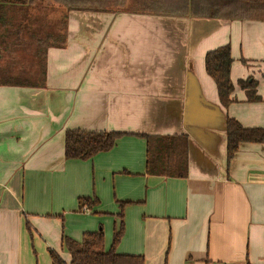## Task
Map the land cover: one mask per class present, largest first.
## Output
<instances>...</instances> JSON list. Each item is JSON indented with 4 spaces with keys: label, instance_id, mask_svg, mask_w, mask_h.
Returning a JSON list of instances; mask_svg holds the SVG:
<instances>
[{
    "label": "crops",
    "instance_id": "obj_1",
    "mask_svg": "<svg viewBox=\"0 0 264 264\" xmlns=\"http://www.w3.org/2000/svg\"><path fill=\"white\" fill-rule=\"evenodd\" d=\"M60 14L57 31L47 22L34 30L32 9L0 13L2 50L36 49L22 37L30 28L64 34L60 46L39 47L42 78L32 80L41 85L0 84V264H54L50 251L69 264L64 238L99 229L107 251L120 221L116 252L145 264H264V141L226 159L228 118L264 130V22ZM227 44L234 91L223 107L204 57ZM248 78L258 101L238 85ZM66 130L123 135L90 160H68ZM143 135H184L187 175L147 174ZM82 197L98 204L81 209Z\"/></svg>",
    "mask_w": 264,
    "mask_h": 264
},
{
    "label": "trees",
    "instance_id": "obj_2",
    "mask_svg": "<svg viewBox=\"0 0 264 264\" xmlns=\"http://www.w3.org/2000/svg\"><path fill=\"white\" fill-rule=\"evenodd\" d=\"M40 0H0V13L5 14L12 6L20 10L33 8ZM68 10L93 12H130L164 16H192L230 21H264V0H133L131 8L123 9L127 0H48ZM11 6V7H10ZM52 42L60 46L64 42V34L47 33L38 43ZM7 51V49H5ZM42 62L46 49L39 48ZM230 46H220L206 53L204 67L207 75L213 80L218 100L223 107L231 102L234 91L230 79L232 65ZM0 71H4L0 69ZM264 78V73L263 76ZM1 85L39 86L41 82H18L0 80ZM239 87L245 91L247 102L258 101L256 81L252 78L240 80ZM123 135L120 132H95L82 130H66L64 135V156L68 160H90L98 153L113 148L116 141ZM147 142L146 172L149 175L182 178L187 175V138L184 135L151 137L143 135ZM264 130L261 128H245L235 119L226 121V159L230 163L238 147L242 143L263 142ZM98 204L95 197L78 199L79 208L92 207ZM124 225L120 221L112 237L110 248H104L102 229L83 234L80 242L64 238V246L70 254L69 264H145L143 256L124 255L116 252L123 236ZM54 264H59L57 255L50 251Z\"/></svg>",
    "mask_w": 264,
    "mask_h": 264
},
{
    "label": "rangeland",
    "instance_id": "obj_3",
    "mask_svg": "<svg viewBox=\"0 0 264 264\" xmlns=\"http://www.w3.org/2000/svg\"><path fill=\"white\" fill-rule=\"evenodd\" d=\"M132 0H127L126 5H124L123 9H129L131 8ZM48 0H40L36 6L33 8H30L34 10L35 16L29 17V20H32L31 23L34 26V30L38 26H42L43 22H47V24L50 25L49 28L53 30L55 27L56 30L58 31L59 28L63 26L62 19L63 17L61 16L60 13H62L66 8L55 4V3H48ZM29 10V9H28ZM56 15V16H54ZM264 22V21H262ZM62 25V26H61ZM30 33L28 35H22L23 38L27 39V41H32L35 42L36 44V49H29V50H7L5 51L0 49V69H3L4 71H0V80H7V79H30V81L25 80L26 82H37L32 79L40 80L42 78L41 72V65L42 64V58L40 57V54L37 53V50L41 45H37V41L39 39H43V35L41 33H34L32 32L30 28ZM58 33V32H57ZM21 37V35H19ZM247 44V43H246ZM12 45V44H10ZM252 48V47H251ZM249 49V48H248ZM251 60H256L251 58L249 60L243 61L244 65L248 63H252L253 61ZM35 64H38L35 67ZM33 66L35 68H33ZM21 67H23L24 70L23 72L25 73L24 75L18 74L20 73ZM33 68L34 70H31ZM30 69V74H28V70Z\"/></svg>",
    "mask_w": 264,
    "mask_h": 264
},
{
    "label": "built area",
    "instance_id": "obj_4",
    "mask_svg": "<svg viewBox=\"0 0 264 264\" xmlns=\"http://www.w3.org/2000/svg\"><path fill=\"white\" fill-rule=\"evenodd\" d=\"M63 264H66V263H63Z\"/></svg>",
    "mask_w": 264,
    "mask_h": 264
}]
</instances>
